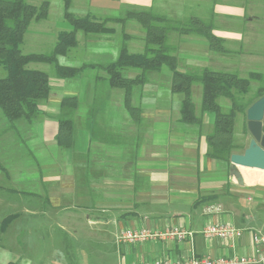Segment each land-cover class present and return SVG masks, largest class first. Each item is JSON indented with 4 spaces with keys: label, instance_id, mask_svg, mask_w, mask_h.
I'll use <instances>...</instances> for the list:
<instances>
[{
    "label": "crops",
    "instance_id": "crops-1",
    "mask_svg": "<svg viewBox=\"0 0 264 264\" xmlns=\"http://www.w3.org/2000/svg\"><path fill=\"white\" fill-rule=\"evenodd\" d=\"M169 1L71 0L70 10L75 7L77 16L102 20L129 8L170 9ZM176 1L212 20L225 49L213 50L201 35L172 31L169 43L179 71L208 68L239 74L247 71L246 63H264V0ZM69 24L55 22L51 37L58 40L61 31L72 29ZM115 33L77 32V45L58 62L84 68L70 78L48 72L50 95L33 122L13 125L0 111V264H181L192 257L263 264L264 245L255 244L253 236H264V171L237 167L236 175L231 163L228 167L207 155L215 114L202 112L195 83L192 100L202 124L182 122L184 95L171 90L168 67L148 72L147 81L133 88L131 103L139 111L132 115L125 90L111 87L99 66L120 54L121 48L110 45L107 36ZM124 73L135 77L139 70ZM70 96L78 98V106L63 111L61 103ZM225 107L231 108L228 98ZM64 115L72 118L74 129L72 145L62 147L57 134ZM239 138L240 132L235 140L244 143ZM204 197L212 198L198 202ZM211 204L223 210L207 213ZM208 225L228 226L236 233L207 236ZM126 230L152 236L121 240ZM176 231L187 235L157 236Z\"/></svg>",
    "mask_w": 264,
    "mask_h": 264
},
{
    "label": "trees",
    "instance_id": "trees-1",
    "mask_svg": "<svg viewBox=\"0 0 264 264\" xmlns=\"http://www.w3.org/2000/svg\"><path fill=\"white\" fill-rule=\"evenodd\" d=\"M65 19L71 24V30L61 31L51 53H23L21 45L25 33L31 23L46 19L49 15L50 3L43 1L40 6L26 0H0V66L6 75L0 77V111L14 125L19 120L33 122L39 115V105L46 100L51 91L50 75L44 70L29 69L31 62H44L54 66V73L60 78H70L79 75L84 67H71L59 64V56L65 55L69 49L76 46L77 32L112 33L114 28L107 25L108 21L122 23L126 18L138 20L145 30V50L132 53L127 44L121 47L116 61L99 65L108 74L107 80L113 88L125 90V105L134 115L139 109L132 105L131 96L136 85L147 81L148 72L160 71L168 67L172 73L171 90L182 93L181 120L186 124L200 126L201 116L196 114L192 100V86L202 85V112L215 114L212 130L207 135V155L226 163L230 167V157L237 150H244L247 143L236 142L235 120L238 113L246 115L249 106L264 95V74L251 72L248 77H242L234 72L214 71L208 68L200 72H182L177 68V57L168 43L169 33L198 34L205 37L213 50L225 51L223 39L214 34L212 20H204L192 16L183 24L178 21L171 25L165 16L158 15L153 9H126L127 17H106L102 20L93 19L89 15L77 16L71 10V0H64ZM129 35H125L127 37ZM137 69L135 77H127L124 70ZM253 80L261 81L255 97L245 101L243 98L250 91ZM231 100V108L225 112L219 103V98ZM78 106V98L65 97L61 103L63 111L74 110ZM66 113V112H65ZM248 132L247 122L245 125ZM74 123L71 117L64 115L59 118L57 142L60 146H70L73 143ZM264 131V120H263ZM0 168L4 169L0 162ZM204 197L198 202L209 200ZM14 264V263H10Z\"/></svg>",
    "mask_w": 264,
    "mask_h": 264
},
{
    "label": "rangeland",
    "instance_id": "rangeland-1",
    "mask_svg": "<svg viewBox=\"0 0 264 264\" xmlns=\"http://www.w3.org/2000/svg\"><path fill=\"white\" fill-rule=\"evenodd\" d=\"M26 1L31 4L37 5V6H40L43 1H49L50 8H49V15L46 19H43L40 21L34 20L31 23L27 32L25 33L24 41L21 45V49L23 53L25 54L32 53V52L45 53V54L51 53V51L53 50V46L55 45V42L57 40L53 36L51 37V35H53L52 33L53 31L51 30H54L56 27L55 22L69 24L64 16V12H65L64 0H26ZM174 2L178 3L176 0L169 1L170 9L164 8L162 10H159V9L154 10L156 14L165 16L168 19V23H166L165 25H171L172 23H176L178 21H181L180 23L184 24L187 21V19H189L192 16H200V15L204 16V13L203 14L199 13L200 11L198 9L181 8L179 3H178V6L176 5L173 6ZM172 7H175V8L172 9ZM71 10L75 12L76 15H80V13L77 12L78 10H76L75 7H72ZM128 11L129 10H126V9L121 12L118 11V12H115L113 15H109L108 17L124 18V17H127ZM205 17H208V11H206ZM107 25L110 27L113 26L114 32H116L115 34L107 35L108 37H110V39H108L110 41V45H115L116 49L117 47L121 48L122 44L126 43L128 44L130 51L143 52L145 50V30L138 20L132 19V18H126V20L123 21L122 23L110 20L108 21ZM125 35H129V36L125 37ZM169 41L171 42V40H168V43ZM169 44L173 45L172 43H169ZM61 58L62 56H59V59ZM240 58L236 57V59H240ZM245 61H248V60H245ZM245 66L247 68L246 72H243V71L238 72L242 77H247L250 71H259V72L264 73V63H262L261 65H257L253 63H246ZM26 67L30 69L44 70L47 72H50L53 70L52 73L54 72V66L48 63H44V62H31ZM234 71L237 72L236 70ZM5 75H6V71L4 70L3 67L0 66V77L5 76ZM260 84H261V81L253 80L251 82L249 94L245 95L243 98L250 99V98L255 97V94ZM195 85L200 86V90L202 94V85L200 83H196ZM195 91H196V88L193 91V98L194 100H197ZM199 101H201V97L199 98ZM225 101H226V98L224 97L219 98V103L222 106H224L223 109L225 110V112H227L229 111V108L225 107ZM243 117H244L243 114H239L237 116L236 125H235V138L236 137L238 138L239 132H240L241 138H239V140L244 143L245 142L247 143L251 136L249 132H246V128H245L247 118L245 119V117L244 118ZM241 118H243L242 124L240 120ZM65 240H70L72 243L74 241L70 237L65 238ZM66 250L68 253H70V251L72 250V247L68 246Z\"/></svg>",
    "mask_w": 264,
    "mask_h": 264
},
{
    "label": "built area",
    "instance_id": "built-area-1",
    "mask_svg": "<svg viewBox=\"0 0 264 264\" xmlns=\"http://www.w3.org/2000/svg\"><path fill=\"white\" fill-rule=\"evenodd\" d=\"M221 205L218 204H211L206 207V212H214V213H220L222 211ZM236 231L233 230L231 227L228 226H222V225H208L207 228L205 229V234L207 236H213V235H219L221 237H229L235 234ZM166 235L170 236H176L178 238H185L187 233L183 231H176V232H171V233H158L157 236L164 237ZM149 233L146 231H131V230H126L121 233L120 239L121 240H126L129 242H136L139 240L147 239L151 237ZM255 244L259 245H264V236L262 235H254L253 236ZM260 251V248H259ZM250 260L248 259H238V258H233V259H211V258H196L192 257L185 262L181 264H250ZM260 262L264 264V252L260 256ZM143 264H180L175 261H161V260H155L154 262H145Z\"/></svg>",
    "mask_w": 264,
    "mask_h": 264
},
{
    "label": "water",
    "instance_id": "water-1",
    "mask_svg": "<svg viewBox=\"0 0 264 264\" xmlns=\"http://www.w3.org/2000/svg\"><path fill=\"white\" fill-rule=\"evenodd\" d=\"M247 127L252 138L243 153H233L230 157L232 171L237 175V167L264 170V95L247 109Z\"/></svg>",
    "mask_w": 264,
    "mask_h": 264
},
{
    "label": "bare ground",
    "instance_id": "bare-ground-1",
    "mask_svg": "<svg viewBox=\"0 0 264 264\" xmlns=\"http://www.w3.org/2000/svg\"><path fill=\"white\" fill-rule=\"evenodd\" d=\"M257 171V170H256ZM261 171H264V170H261Z\"/></svg>",
    "mask_w": 264,
    "mask_h": 264
}]
</instances>
